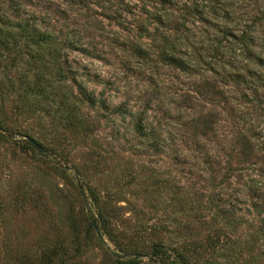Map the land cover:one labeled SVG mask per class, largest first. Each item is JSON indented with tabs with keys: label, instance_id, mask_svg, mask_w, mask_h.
<instances>
[{
	"label": "rangeland",
	"instance_id": "374dc122",
	"mask_svg": "<svg viewBox=\"0 0 264 264\" xmlns=\"http://www.w3.org/2000/svg\"><path fill=\"white\" fill-rule=\"evenodd\" d=\"M17 1L68 46L64 90L85 124L70 126L56 101L25 105L10 88L26 69L20 43L0 51L16 64H0V264H264V118L244 122L205 91L187 103L189 76L158 57L164 38L206 62L232 54L222 29L236 22L205 0ZM144 8L172 22L148 25ZM142 109L157 139L133 130Z\"/></svg>",
	"mask_w": 264,
	"mask_h": 264
},
{
	"label": "trees",
	"instance_id": "16d2710c",
	"mask_svg": "<svg viewBox=\"0 0 264 264\" xmlns=\"http://www.w3.org/2000/svg\"><path fill=\"white\" fill-rule=\"evenodd\" d=\"M9 1L12 17L0 16V51L8 50L10 45L20 43L21 51L26 56L23 58L26 69L21 73L17 85L11 81L10 88L14 89L24 104L32 109H44L49 112L50 103L56 101L55 103H58L56 111L66 113L68 124L75 128L82 127L85 123L82 117H77L78 99L71 91L64 90L67 81L75 78L73 73L75 69L67 59H61L62 49L68 46L61 43L55 34L42 31L37 22H30L21 17L20 3L17 0ZM158 1L164 3L168 0ZM205 1L213 3L210 8L217 19L223 22H236L222 29L223 34L227 38L231 36L235 42L233 47H229L233 50L232 54L224 53L225 57L206 62L199 55L180 52L172 41H166L164 38L163 48L158 51L159 60L189 76L188 85L184 90L187 103H190L191 98H195L193 96L205 91L204 95L208 96V93H211V97L216 99V102L218 99H222L221 102L224 103L230 100L239 105L238 112L246 115L242 116L244 122L253 113L264 118V0H242L240 5L234 6L227 4V0ZM241 8L248 10L245 11L246 13H241ZM144 9L147 17L143 22L151 20L148 25L152 24V21L157 24L172 22L169 17ZM204 19L209 21L206 16ZM144 29L146 36L156 34L155 30L150 34L147 26ZM135 48L138 52L146 51L137 44ZM1 56L3 58L0 53V64L3 69L7 66L15 68L16 64L13 60L8 65H2ZM207 89H210V92ZM78 92L90 104H94L97 100L93 95L88 96L82 88H78ZM70 96L74 99L70 100L68 98ZM221 102L217 103L220 105H217L218 107H221ZM99 103L103 107L101 100ZM188 107L191 108L190 105ZM250 111L252 114L249 113ZM145 113L146 109H142L130 114L135 121L133 130L139 135L157 139L152 130L146 132L147 121L143 117ZM197 121H200V118L193 119L192 123L195 125ZM208 123H204V127H207ZM248 125L250 131H255L260 126L251 121ZM257 233L264 234V228H260ZM250 247L254 248V245ZM136 259L132 258L128 263H136Z\"/></svg>",
	"mask_w": 264,
	"mask_h": 264
}]
</instances>
